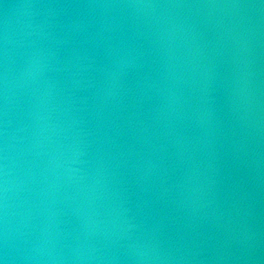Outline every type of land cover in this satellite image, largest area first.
<instances>
[{"label": "water", "instance_id": "water-1", "mask_svg": "<svg viewBox=\"0 0 264 264\" xmlns=\"http://www.w3.org/2000/svg\"><path fill=\"white\" fill-rule=\"evenodd\" d=\"M0 264H264V0H0Z\"/></svg>", "mask_w": 264, "mask_h": 264}]
</instances>
